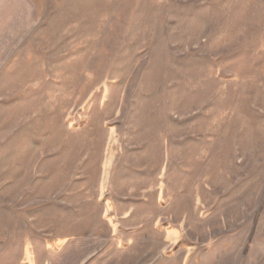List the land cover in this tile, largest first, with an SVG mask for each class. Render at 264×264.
Wrapping results in <instances>:
<instances>
[{
  "label": "rangeland",
  "instance_id": "374dc122",
  "mask_svg": "<svg viewBox=\"0 0 264 264\" xmlns=\"http://www.w3.org/2000/svg\"><path fill=\"white\" fill-rule=\"evenodd\" d=\"M0 264H264V0H0Z\"/></svg>",
  "mask_w": 264,
  "mask_h": 264
}]
</instances>
